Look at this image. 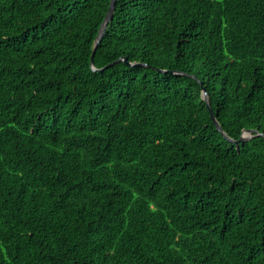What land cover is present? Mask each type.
Returning <instances> with one entry per match:
<instances>
[{"label": "trees", "instance_id": "obj_1", "mask_svg": "<svg viewBox=\"0 0 264 264\" xmlns=\"http://www.w3.org/2000/svg\"><path fill=\"white\" fill-rule=\"evenodd\" d=\"M109 3L0 0V264H264V0Z\"/></svg>", "mask_w": 264, "mask_h": 264}, {"label": "water", "instance_id": "obj_2", "mask_svg": "<svg viewBox=\"0 0 264 264\" xmlns=\"http://www.w3.org/2000/svg\"><path fill=\"white\" fill-rule=\"evenodd\" d=\"M114 7H115V0H110L109 7H108L107 13H106V15H105L104 21L102 22L101 27L99 28V31H98L97 36H96L95 46H97V43L99 42V39L102 37V35H103V33H104V30H105V27H106L107 21H108L109 18L111 17V15H112V11L114 10ZM93 54H94V51H93V53L91 54V62L93 61ZM118 60H119V59H118ZM111 65H112V63H109V64H107L106 66H111ZM140 65H142V64H140ZM209 111H210V114H211V116H212V119H213V121H214V123H215L216 128H217L221 133L224 134V132L221 130L219 124H218V123L215 121V119L213 118V114H212L210 108H209ZM224 135H225V134H224ZM245 135L247 136V134H245ZM225 136H226V135H225ZM226 137H227V136H226ZM227 138H228V137H227ZM246 138H249V136H247ZM243 139H245V138H242V137H241V138H240V141H243ZM229 140H230V141H233V140H231V139H229Z\"/></svg>", "mask_w": 264, "mask_h": 264}, {"label": "rangeland", "instance_id": "obj_3", "mask_svg": "<svg viewBox=\"0 0 264 264\" xmlns=\"http://www.w3.org/2000/svg\"><path fill=\"white\" fill-rule=\"evenodd\" d=\"M97 36V35H96ZM96 38V37H95ZM101 40V38L99 39V41ZM121 60V58H119V60L114 61L115 62H119ZM176 72V71H175ZM177 73V72H176ZM202 98L207 102V104L209 105V101H208V97H207V93L206 90L203 89L202 90ZM211 110V109H210ZM225 136V135H224ZM226 137V136H225ZM247 136L245 134H243L242 138H246ZM227 138V137H226ZM229 139V138H228Z\"/></svg>", "mask_w": 264, "mask_h": 264}, {"label": "clouds", "instance_id": "obj_4", "mask_svg": "<svg viewBox=\"0 0 264 264\" xmlns=\"http://www.w3.org/2000/svg\"><path fill=\"white\" fill-rule=\"evenodd\" d=\"M108 7H109V6H108ZM107 10H108V9H107ZM112 12H113V11H112ZM104 18H105V17H104ZM110 18H111V17H110ZM110 18H109V19H110ZM103 21H104V20H103ZM103 21H102V22H103ZM108 21H109V20H108ZM108 21H107V22H108ZM101 24H102V23H101ZM106 25H107V24H106ZM100 27H101V26H100ZM104 31H105V30H104ZM95 41H96V39H95ZM97 44H98V43H97ZM95 49H96V46H95V44H94V47H93L92 53H93V51H94V53H95ZM92 53H91V54H92ZM93 56H94V54H93ZM118 59H119V58H118ZM121 60H122V59H121ZM90 61H91V56H90ZM92 62H93V61H92ZM92 62H91V63H92ZM111 63L114 64V62H111ZM138 64H142V63H138Z\"/></svg>", "mask_w": 264, "mask_h": 264}]
</instances>
